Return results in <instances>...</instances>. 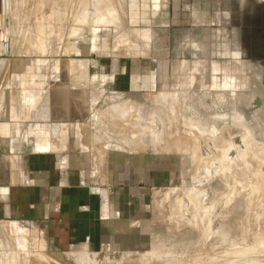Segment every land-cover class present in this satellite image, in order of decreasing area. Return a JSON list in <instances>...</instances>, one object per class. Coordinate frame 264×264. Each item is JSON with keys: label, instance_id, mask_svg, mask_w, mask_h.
<instances>
[{"label": "rangeland", "instance_id": "obj_1", "mask_svg": "<svg viewBox=\"0 0 264 264\" xmlns=\"http://www.w3.org/2000/svg\"><path fill=\"white\" fill-rule=\"evenodd\" d=\"M103 3L0 0V101L70 135L35 148L88 216L59 246L17 205L0 264H264V0Z\"/></svg>", "mask_w": 264, "mask_h": 264}, {"label": "crops", "instance_id": "obj_2", "mask_svg": "<svg viewBox=\"0 0 264 264\" xmlns=\"http://www.w3.org/2000/svg\"><path fill=\"white\" fill-rule=\"evenodd\" d=\"M169 7L178 12L181 7L187 9L190 6ZM6 91V88L0 87V92ZM0 102V220L17 215V205L28 206L25 207L24 220L33 222L32 227L38 232L41 227L47 228L49 237L56 245L82 241L72 229V224L77 220H86L88 216L74 215L66 210L77 202L79 192L82 197L84 187L73 185L71 175L67 176L61 170L66 167L59 164L61 159L58 158H62L64 153H58L56 149L35 148L40 142L69 140L70 135L50 131L52 125L46 121L9 119V110L16 107ZM17 111L15 114L19 115ZM56 126L53 124L52 128ZM27 142H32L33 148H29ZM17 144L19 147L15 148ZM10 158H17V161Z\"/></svg>", "mask_w": 264, "mask_h": 264}, {"label": "bare ground", "instance_id": "obj_3", "mask_svg": "<svg viewBox=\"0 0 264 264\" xmlns=\"http://www.w3.org/2000/svg\"><path fill=\"white\" fill-rule=\"evenodd\" d=\"M84 1V0H83ZM97 1V0H96ZM102 1V5H105L104 3H103V1H105V0H101ZM110 1V0H109ZM99 2H100V0H99ZM94 4V3H93ZM98 5H99V3H98ZM83 6V5H82ZM99 6H101V5H99ZM97 7V6H96ZM103 7V6H102ZM104 12V11H103ZM76 65V64H75ZM73 71V70H72ZM78 78V77H77ZM54 92V91H53ZM60 92V91H59ZM59 92H58V94L56 93V96H55V98H54V100H50V101H53V105H54V107L56 106H58V107H60V105H61V103H62V99L60 98L61 96L59 95ZM63 94V93H62ZM64 96V95H63ZM49 98H51L50 96H49ZM49 100V99H48ZM53 107V108H54ZM55 107V108H56ZM57 107V108H58ZM83 107V106H82ZM56 108V109H57ZM59 109V108H58ZM128 111V110H127ZM48 113H49V111H47ZM74 112V111H73ZM55 117V116H54ZM127 117V116H126ZM73 118V117H72ZM125 118V117H124ZM122 119V118H121ZM107 121V120H106ZM107 123V122H106ZM110 123V122H109ZM113 123H114V121H113ZM112 126H113V124H112ZM115 127V126H114ZM125 137V136H124ZM113 138V137H112ZM123 138V137H122ZM97 139V138H96ZM119 139V138H118ZM129 139V138H128ZM135 140V139H134ZM116 143V142H115ZM191 143V142H190ZM93 144V143H92ZM200 165V164H199ZM198 165V166H199ZM203 165V164H202ZM5 255V254H4ZM18 255H20V254H18ZM18 255H16V253H12V254H9V255H5L6 256V258L3 256V258H5V261L4 262H6V264L8 263V264H14L15 262H14V259L18 256ZM2 257V256H1ZM20 258V257H19ZM17 259L16 261H18V260H21V259ZM3 260V259H2ZM21 262V261H20ZM26 262V261H25ZM37 262V261H36ZM19 263V261L18 262H16L15 264H18ZM20 264V263H19ZM22 264V263H21ZM26 264H28V263H26ZM30 264V263H29ZM32 264H36V263H32Z\"/></svg>", "mask_w": 264, "mask_h": 264}]
</instances>
